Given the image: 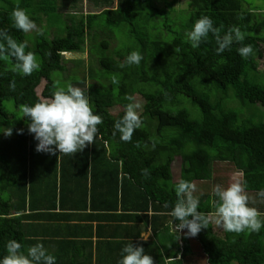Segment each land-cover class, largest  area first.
Here are the masks:
<instances>
[{
    "label": "trees",
    "instance_id": "trees-1",
    "mask_svg": "<svg viewBox=\"0 0 264 264\" xmlns=\"http://www.w3.org/2000/svg\"><path fill=\"white\" fill-rule=\"evenodd\" d=\"M78 1L0 0V29L26 42V51L41 64L39 71L22 76L12 71L13 58L0 60V212L7 211L11 195L20 192L15 204L23 211L28 201L37 209L33 204L41 197L48 209L73 215L76 232L121 217L134 227L149 226L156 236L144 240L151 249L145 252L155 264H166V253L171 264L193 258L190 237L199 242L208 264H264V228L258 233L219 234L211 220L195 237L186 229L181 237L171 228L178 221L170 214L178 200L174 185L182 179L206 185L214 177L216 161L243 174L247 191L264 190V73L259 70L264 12L251 0H186L181 13L174 7L178 0H88L96 10L78 16ZM17 5L34 20L35 32L25 34L14 27L11 14ZM202 16L211 17L217 27L223 25L221 35L239 26L246 34L243 44L252 45L253 54L241 58L237 49L243 45L234 43L231 51L218 56L211 34L199 48H192L186 33ZM86 50L95 61L87 72L81 60L64 56ZM132 51L143 55L140 65L120 68ZM70 62L75 66L66 79L62 75ZM12 81L15 91L9 88ZM59 83L84 89L93 112L104 121L95 143L73 155L37 152L38 142L28 128L21 134L29 123L22 106L50 99L62 87ZM128 95L142 98L143 123L131 142H123L113 128L125 113ZM177 157L178 181L173 174ZM213 197L202 193L198 211L214 214ZM22 225L13 235L24 238L19 241L27 238ZM167 232L177 249L163 253L160 238ZM176 240L186 243L183 251ZM6 254L3 250L0 257ZM88 262L91 259L82 253L79 261L69 264Z\"/></svg>",
    "mask_w": 264,
    "mask_h": 264
},
{
    "label": "clouds",
    "instance_id": "clouds-1",
    "mask_svg": "<svg viewBox=\"0 0 264 264\" xmlns=\"http://www.w3.org/2000/svg\"><path fill=\"white\" fill-rule=\"evenodd\" d=\"M11 18L14 27L25 34L37 28L31 16L19 5L13 10ZM222 29L223 25L217 27L211 17L202 16L186 33V39L192 48H199L202 43L208 41L211 34L215 37L217 44L215 52L218 56L226 50L231 51L234 43L243 45L237 49L241 58L248 59L253 54L252 45L243 44L246 34L239 26L229 28L223 35H221ZM38 34L43 35V31L40 30ZM26 48V42H18L8 31L0 29V60L13 58L15 63L12 71L22 76H31L33 72L40 70L41 64L36 55L26 51ZM142 60L143 55L140 52L132 51L119 67L139 66ZM113 83H117L115 78ZM9 88L15 91V81L9 84ZM125 99L129 103L125 107L124 115L114 122L113 135L119 133L121 141L131 142L134 132L141 128L143 123L139 111L142 105L134 96L128 95ZM21 111L29 122L28 127L23 126L21 134L28 128L30 136L34 135L38 142L36 151L51 155L57 152L65 155L82 152L90 144L95 143L99 133L98 126L104 122L101 115L93 112L85 90L71 84L66 88L58 87L50 99L22 106ZM5 133L11 136L13 129ZM136 146L140 147L139 143ZM2 147L4 148L3 144ZM174 190L178 200L170 214L178 223L173 228L179 231L186 229L187 235L195 237L201 230L208 228L211 222L208 214L198 211L200 201L199 197L194 195L197 185L182 179L174 185ZM248 192L246 184L240 181H235L227 187L217 184L212 192L217 198L214 225L222 227V231L237 234L244 231L260 232L264 228V212L251 206ZM259 197L264 200V190L259 192ZM27 205L28 202L25 204L26 208ZM25 211L20 210L12 215L19 217L24 215ZM5 247L7 254L0 257V264H56L57 262L56 256L51 254L42 243L30 246L26 253L22 250V244L15 239L9 240ZM118 264H155V261L145 252L143 246L130 243L122 248Z\"/></svg>",
    "mask_w": 264,
    "mask_h": 264
},
{
    "label": "crops",
    "instance_id": "crops-1",
    "mask_svg": "<svg viewBox=\"0 0 264 264\" xmlns=\"http://www.w3.org/2000/svg\"><path fill=\"white\" fill-rule=\"evenodd\" d=\"M239 175L243 177V174ZM239 179V178H238ZM243 182V179H242ZM25 188L30 187V182L27 181ZM229 185V184H228ZM226 185V187L228 186ZM20 193V192H19ZM17 193V194H19ZM12 194L9 203L7 204V211L0 212V252L6 251V243L9 240L15 239L17 241L24 239H16L14 234H16V229L19 225H22L25 235H27L26 240L19 241L24 242L23 247L27 251L30 246L37 243H42L48 249L50 253L58 256L56 264H69L70 261H79V255L82 253L88 255L91 262L86 264H118L121 259L120 245H127L133 243L136 246H143L146 252L151 251L144 242L145 239L149 237L156 236L151 228L147 225H137L134 227L131 223H124L122 217L120 221H107L104 220L101 223H93V227L87 225L85 230L80 232L75 231V225L77 221L73 222L75 218L73 215L67 212H60L57 209H48L41 202V197L36 198V202L33 204L28 201L27 209L25 214L19 217H13L12 214L22 210L20 205L15 204L17 198ZM251 199V206L258 208L261 212H264V200L258 199L251 195L252 192H248ZM14 195V196H13ZM64 214V215H62ZM62 215V216H61ZM122 215V214H121ZM27 217V219L25 218ZM212 222L216 221L215 213L210 215ZM79 219V218H78ZM76 219V220H78ZM216 223V222H215ZM172 230H173V224ZM99 226V228H97ZM145 226V227H144ZM215 230L222 229L219 225H214ZM139 230V232L137 231ZM179 235L182 237L184 235L183 231L177 230ZM86 232L89 236H86ZM79 233L81 236L87 237L89 242H84V240L77 236ZM221 234H224V230ZM193 238H191L192 240ZM177 246H179L180 251H183V246L186 243H179L176 241ZM191 244V241L189 243ZM161 251L169 252L171 249H177L174 247V242L168 237V232L162 234L160 238ZM206 256V255H205ZM166 264H171L168 253L164 254ZM192 258L183 259L184 264H190ZM81 264V263H80Z\"/></svg>",
    "mask_w": 264,
    "mask_h": 264
},
{
    "label": "rangeland",
    "instance_id": "rangeland-1",
    "mask_svg": "<svg viewBox=\"0 0 264 264\" xmlns=\"http://www.w3.org/2000/svg\"><path fill=\"white\" fill-rule=\"evenodd\" d=\"M254 5L258 6L257 10H261L264 12V2L263 1H255V0H251ZM186 0H178L177 3H175L174 7L178 10V13H181L182 10H184L186 8ZM188 7V6H187ZM94 10H96L95 4L93 2H90L88 0H79L78 1V8L76 9L78 16L81 14H85L88 12H93ZM37 29V28H36ZM36 29L32 32H35ZM118 40H115L114 43H116ZM65 58L67 60L69 59H75V60H81L82 63L80 64V67L84 70H86V72L89 69L90 64L94 63L95 61H91V56L89 54V51H85L83 53H66ZM75 64L74 63H67L66 67L67 70L63 73V77H65L66 79H70L71 78V69L74 68ZM95 66V64H94ZM95 68V67H94ZM259 70L261 72L264 73V57L259 61ZM81 75V74H80ZM57 77V74H56ZM76 77L78 78L79 75L77 74ZM73 79V78H72ZM59 80H64V78H60ZM75 80V79H74ZM46 81H44L40 87H38V93L41 94L44 86H45ZM60 86L62 87H66L64 85H62L61 83H59ZM140 97V96H139ZM139 100H137L141 105V101L142 98H138ZM112 112H117V109H114ZM180 170H181V158L177 157L174 164H173V174H174V180L178 181L180 178ZM213 179L209 180L208 183L204 186H202V181L200 182H196L195 184L197 185V191H196V196L199 197L201 196L202 193H211L213 192L214 187L219 184L222 186L226 185H230L231 183L235 182V181H240L242 182L243 177H241L239 175V173H237L233 166L230 165L229 163H225V162H220V161H216L214 163V173H213ZM239 178V179H238ZM256 192H252V196L253 199L256 197L258 199V196L256 195ZM214 199V197H213ZM217 199V198H215ZM145 227V226H144ZM216 227V225H215ZM174 230V228H173ZM185 233V230H183ZM217 231V229H216ZM223 231L221 229H218V233L221 234ZM190 241H191V246L193 247L194 250V257L191 259L190 264H208L207 263V257L205 256V254L202 253V248L201 245L199 244V242L193 238L191 240L190 237Z\"/></svg>",
    "mask_w": 264,
    "mask_h": 264
}]
</instances>
